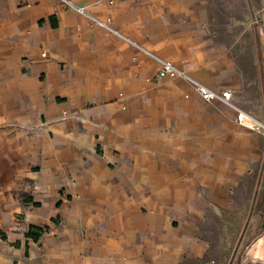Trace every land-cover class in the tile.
<instances>
[{
	"label": "crops",
	"instance_id": "1",
	"mask_svg": "<svg viewBox=\"0 0 264 264\" xmlns=\"http://www.w3.org/2000/svg\"><path fill=\"white\" fill-rule=\"evenodd\" d=\"M70 1L117 33L65 0H0V264L208 261V223L262 168L264 131L158 60L264 122V0L247 73L211 0ZM243 258L264 264V228Z\"/></svg>",
	"mask_w": 264,
	"mask_h": 264
},
{
	"label": "rangeland",
	"instance_id": "2",
	"mask_svg": "<svg viewBox=\"0 0 264 264\" xmlns=\"http://www.w3.org/2000/svg\"><path fill=\"white\" fill-rule=\"evenodd\" d=\"M211 2L216 15L215 37L227 45L231 53L239 59L246 73L251 71L255 51L251 0ZM262 194L264 163L253 178L249 179L246 187L234 195L233 205L226 214L220 219L209 221V260L213 259L216 264H249L243 258V251L249 240L259 232L264 220ZM257 211L262 216L260 221L254 213Z\"/></svg>",
	"mask_w": 264,
	"mask_h": 264
},
{
	"label": "built area",
	"instance_id": "3",
	"mask_svg": "<svg viewBox=\"0 0 264 264\" xmlns=\"http://www.w3.org/2000/svg\"><path fill=\"white\" fill-rule=\"evenodd\" d=\"M65 2L68 5V7L73 8L79 14H86L87 17L91 21L96 22L102 25L103 27L107 28L108 30H111L117 33L116 30L110 25L109 19L102 20V19L96 18L92 16L91 14H89L88 12H86V10L82 6L76 5L70 0H65ZM158 63H159V68H158L159 75L162 76L165 74H171L174 76H180V77L186 78L187 80L191 82L194 89L200 94V96L204 100H207V101L220 100L234 107L236 110V114L233 118V122L242 124L255 132L264 131V122L260 121L258 118H256L249 112L238 108L236 105L232 103L230 90L228 89L215 90V89H211L207 87L205 84L187 75L185 71H183L182 69L176 67L171 60L159 59ZM203 264H216V262L213 259H211V260H208L207 262H204Z\"/></svg>",
	"mask_w": 264,
	"mask_h": 264
},
{
	"label": "trees",
	"instance_id": "4",
	"mask_svg": "<svg viewBox=\"0 0 264 264\" xmlns=\"http://www.w3.org/2000/svg\"><path fill=\"white\" fill-rule=\"evenodd\" d=\"M262 207H260L261 209ZM262 210V209H261ZM264 228V220H262V225H261V229ZM39 234V231H33L32 229H30L28 235H31L32 237H37V235Z\"/></svg>",
	"mask_w": 264,
	"mask_h": 264
}]
</instances>
